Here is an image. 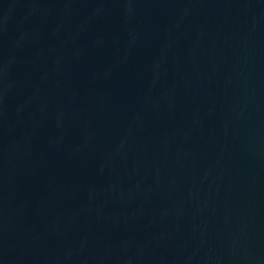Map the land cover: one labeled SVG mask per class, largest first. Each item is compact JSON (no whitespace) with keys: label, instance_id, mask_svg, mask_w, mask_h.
Returning a JSON list of instances; mask_svg holds the SVG:
<instances>
[{"label":"water","instance_id":"obj_1","mask_svg":"<svg viewBox=\"0 0 264 264\" xmlns=\"http://www.w3.org/2000/svg\"><path fill=\"white\" fill-rule=\"evenodd\" d=\"M0 264H264V0H0Z\"/></svg>","mask_w":264,"mask_h":264}]
</instances>
